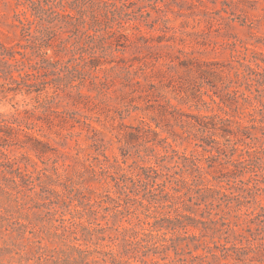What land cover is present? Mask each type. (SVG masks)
Here are the masks:
<instances>
[{
  "label": "rangeland",
  "instance_id": "obj_1",
  "mask_svg": "<svg viewBox=\"0 0 264 264\" xmlns=\"http://www.w3.org/2000/svg\"><path fill=\"white\" fill-rule=\"evenodd\" d=\"M127 2L133 3L130 10L138 18L122 23L120 32L128 39L127 47L120 52L107 49L100 67L73 69L65 64L70 54L60 53L57 64L53 62L42 70L40 64L37 67L41 75L36 87L41 89L39 92L8 93L4 88L10 86L0 80V144H7L0 147V264H264V191L255 187L264 185V157L239 167L249 171L239 178L252 186L250 192L242 194L240 203L234 200L227 207L208 206L212 214L203 217L205 229L188 226L171 236L169 245H175L176 250L142 248L134 256L124 251L123 241L113 240L121 227L153 234L142 236L144 241L139 242V247L148 240L157 242L160 237H170L171 231L150 229L144 215L147 209L126 215L124 219L128 221L113 223L112 219H101L95 211L104 213L94 204V212L84 216L88 219L84 224L90 223L94 228L99 225L104 233L89 240L84 228L70 223L72 208L47 206L46 193L42 191L49 187L63 196L70 195L74 203L77 199L93 203L107 199L105 195L118 196L111 183H105L99 174L89 173V167L113 172L115 159L124 162L129 175L144 165L157 166L162 174L166 173V169L155 164L153 154H171L170 148L143 152L149 145L138 146L129 137L142 121L152 127L157 122L160 128L183 133L190 139L187 143L168 138V142L178 155L195 157L204 167L205 180L196 182L199 188H227L225 179L213 181L214 177H221L225 166L194 146L201 143V133L185 124L180 127L171 116L177 120H185L187 113L225 116L207 96L211 93L208 82L218 88L220 75L199 71H216L223 64L235 65L236 61L254 56L244 47L264 54V0ZM13 4V0H0V41L24 44ZM140 11L146 13L145 17H140ZM56 44L53 42V49L48 50L50 55L59 52ZM28 52L34 51L30 48ZM258 58L264 60L263 56ZM204 62L219 64L208 67ZM215 100L218 101L216 97ZM240 118L248 124L247 118ZM256 119L255 130H251V139L246 142L251 148L260 149L264 147V134L257 129L264 124V115H257ZM160 128L157 130L161 136L168 137ZM215 138L224 141L219 136ZM123 148L130 150L125 159L121 156ZM53 167L65 171L67 178H56ZM17 168L23 179L28 175L39 177L44 188L29 191L30 185H21V179L13 172ZM46 175L53 180L48 181ZM71 181L78 191L67 192L63 185ZM153 206L149 213L158 216L160 222L174 216L173 212ZM195 217L200 218L199 214ZM61 219L68 222L62 223ZM223 220L230 227L221 226Z\"/></svg>",
  "mask_w": 264,
  "mask_h": 264
},
{
  "label": "trees",
  "instance_id": "obj_2",
  "mask_svg": "<svg viewBox=\"0 0 264 264\" xmlns=\"http://www.w3.org/2000/svg\"><path fill=\"white\" fill-rule=\"evenodd\" d=\"M13 1L16 26L19 28L20 37L24 44L19 42L4 44L0 41V80L10 86V88H4L6 92H13L14 94L29 95L41 91V89L36 88L41 82V75L37 67L40 64L39 67L42 70L53 62V64H57L58 60L61 59L60 53L70 54L71 58L65 61V64L73 69L93 70L100 67L107 49L118 52L126 49L128 39L120 32L122 23L138 20L137 16L133 15L136 12L130 10L133 3L127 2V0ZM142 12L140 11L141 18L146 15ZM114 25L116 26L114 27ZM134 27L137 29V25ZM53 42H57L55 47L59 52H53V55H50L48 50L53 49ZM30 48L34 52H28ZM244 49L250 50L254 56L246 61H236L235 65L223 64L217 67L216 71L212 69L199 71L200 74L220 75L221 84L218 88L215 84H211L212 82H208L211 93H208L207 96L211 103L225 113L224 117L187 113L185 120H177L173 115L171 116L175 123L180 124V127H185V124L190 128H197L201 133V143L194 144V146L200 147L204 153L209 154L210 158L219 159L220 165L225 166V171L221 173V177H214L213 181L223 182L225 179L227 188H199L196 182L205 180L204 167L199 164V160L195 157L178 155V152L168 142V138H171L173 142L180 138L182 142L190 143L188 142L190 139L183 133H173L168 129L160 128L161 126L157 122L152 127L149 123L142 121L140 126L133 129L129 137L134 139L138 146L149 145V147L144 148L143 152L153 153L157 147H161L163 150L170 148L171 154H168L167 151L162 156L153 154L155 164L166 169V173L162 174L157 166L144 165L137 167L135 174L129 175L122 165L124 162H118L115 159L116 167L113 172L108 170L96 171L89 167V173L99 174L105 183H111L116 188L118 196L113 198L105 195L107 199H100L93 203L77 199L74 203V199L70 195L63 196L55 188L45 187L47 190L42 191V193H46L47 206L68 210L72 208L73 213L69 211L70 223L79 226L81 229L84 228L83 230L87 232L86 235L89 240L93 239L96 234L104 233V228L99 227V225L98 228H94L90 223L84 224L88 220L84 216L94 212L91 210L94 204L99 206L104 214L98 211L95 213L100 214V218L106 221L112 219L113 223L128 221L125 220L126 215L147 209V214L144 215L148 220L146 224L150 229L158 228L157 231L164 229L171 231V234L167 238L158 236L160 239L157 242L148 240L144 246L139 247V242L144 241L142 236H152L153 234L146 233L143 229L137 231L134 227L119 226L121 227L119 236L113 240L123 241L126 246L124 251L135 256L141 252L142 248L168 250L172 247L173 250H176L175 245H169L171 236L175 235L177 229H185L188 226L194 228L201 226L205 229L206 221L203 220V217L212 214L208 212V206L227 207L234 200L240 203L239 199L243 197L242 194L250 192L252 186H249L247 181L240 179L249 171L244 170V168L239 170V167L256 159L263 160L264 157L263 146L260 149H253L246 142V139H251V130H255L256 116L264 115V103L262 102L264 99V60L258 58V56L264 57V54L254 48L244 47ZM204 63L208 67L219 64ZM215 97L218 101L215 100ZM160 115L165 116L164 113ZM240 116L247 118L248 124H245ZM203 119L207 121H198ZM83 124L88 127L85 122ZM158 128L167 133L168 137H162L157 130ZM258 128L257 130L264 134V124H260ZM7 129H11V127L7 126ZM218 136L224 141L216 140L215 137ZM4 145L7 144H0V147H4ZM236 153L238 155L234 158ZM1 154L4 155L2 152ZM121 156L123 159L130 156V150L121 149ZM52 171L60 180L64 179L63 177L67 178L65 171L60 172L56 167H53ZM13 172L21 179V185H30L29 191L36 187L44 188L39 177L33 179L32 176L28 175L27 179H23L19 168L14 169ZM46 178L50 182L53 180L48 175ZM162 178L163 180L158 182ZM257 185L255 187L264 191V185ZM63 186L69 193L78 191L72 181ZM248 195L255 197L253 194ZM29 200L33 201L34 199L29 197ZM259 202L257 200V204ZM153 204L168 210V213L173 212L174 216L164 217L162 218L164 222H160L158 216L149 213L150 208L154 207ZM197 214L200 218L195 217ZM224 214L225 212H222V215ZM179 218L185 219L187 222L183 224ZM60 221L62 223L68 222V220L63 219ZM222 222L221 226L230 227L229 222H225V220ZM213 223L216 222L213 221ZM213 229L217 228L214 227ZM165 234L162 233V235ZM192 237L197 240L196 236ZM99 239L102 240L101 237ZM71 248L80 250L75 246H71Z\"/></svg>",
  "mask_w": 264,
  "mask_h": 264
}]
</instances>
